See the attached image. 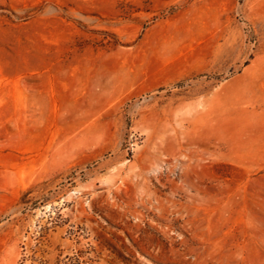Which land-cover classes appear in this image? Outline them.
I'll list each match as a JSON object with an SVG mask.
<instances>
[{"label": "rangeland", "instance_id": "rangeland-1", "mask_svg": "<svg viewBox=\"0 0 264 264\" xmlns=\"http://www.w3.org/2000/svg\"><path fill=\"white\" fill-rule=\"evenodd\" d=\"M264 264V0H0V264Z\"/></svg>", "mask_w": 264, "mask_h": 264}, {"label": "trees", "instance_id": "trees-1", "mask_svg": "<svg viewBox=\"0 0 264 264\" xmlns=\"http://www.w3.org/2000/svg\"><path fill=\"white\" fill-rule=\"evenodd\" d=\"M81 256V253H78L75 256L68 257V261L66 262V264H81L82 261H86L82 260Z\"/></svg>", "mask_w": 264, "mask_h": 264}]
</instances>
